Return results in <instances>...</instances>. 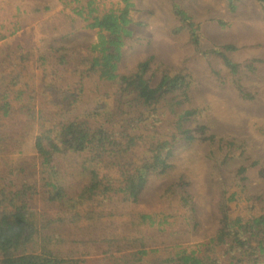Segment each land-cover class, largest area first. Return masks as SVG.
I'll list each match as a JSON object with an SVG mask.
<instances>
[{"label":"trees","instance_id":"1","mask_svg":"<svg viewBox=\"0 0 264 264\" xmlns=\"http://www.w3.org/2000/svg\"><path fill=\"white\" fill-rule=\"evenodd\" d=\"M165 1L179 22L174 30L199 37L200 22L181 0ZM7 2L34 18L60 4L71 27L95 29L97 39L77 45L51 35L37 74L27 69L32 53L25 45L0 49V264H264V209L230 214L238 190L214 198L217 227L199 239L190 237L201 224L195 200L179 182L162 194L173 208L165 202L158 211L100 214L137 201L149 176L171 169L178 145L195 138L189 73L163 69L154 81L152 56L120 70L135 32V0ZM2 25L0 40L21 30L23 20L15 14ZM215 54L231 73L242 68L218 48ZM24 118L41 125L33 134L34 164L21 155ZM82 206L97 210L85 222ZM73 220L89 234L74 232Z\"/></svg>","mask_w":264,"mask_h":264},{"label":"rangeland","instance_id":"2","mask_svg":"<svg viewBox=\"0 0 264 264\" xmlns=\"http://www.w3.org/2000/svg\"><path fill=\"white\" fill-rule=\"evenodd\" d=\"M181 2L200 22V36H193L185 28L174 30L179 22L165 0H135V32L124 46L120 70L131 71L140 60L152 56V71L158 73L154 81L163 69L189 73L188 106L195 110L189 126L195 138L178 145L171 169L149 176L137 201L105 207L100 214L111 219L121 207L129 212L158 211L167 200L162 195L166 187L179 182V191L185 190L195 200L201 224L190 237L199 239L215 231L213 202L225 191H239V198L228 207L232 215L247 216L249 211L264 209V8L256 0ZM60 8L56 4L34 18L17 11L15 6L11 9L7 0H0V32L10 16L18 14L23 20L21 30L0 40V49L25 45L32 53L27 69L37 74V58L48 50L51 35L57 41L68 39V43L77 45H88L97 39L95 29L83 30L78 22L71 27ZM58 31L69 35L60 39ZM227 43L236 48H228ZM217 48L242 65L239 72L231 73L222 57L215 54ZM238 84L250 97L240 93ZM185 86L184 83L182 88ZM24 120L28 127L21 155L34 164L37 157L33 134L41 125L29 118ZM81 208L85 211L84 222L87 215L97 212H91L88 206ZM71 223L74 232L89 234L81 230V222ZM95 229L91 227V234Z\"/></svg>","mask_w":264,"mask_h":264}]
</instances>
